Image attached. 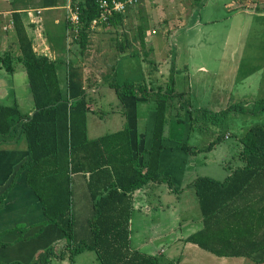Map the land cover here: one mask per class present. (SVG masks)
<instances>
[{
    "label": "trees",
    "instance_id": "obj_1",
    "mask_svg": "<svg viewBox=\"0 0 264 264\" xmlns=\"http://www.w3.org/2000/svg\"><path fill=\"white\" fill-rule=\"evenodd\" d=\"M60 1L65 0H42V4L55 5ZM99 1L71 0L79 16L76 43L79 56L90 46L91 22L99 16ZM133 7L124 13H114L101 27L121 26L124 15ZM12 20L20 54L14 57L11 53L0 52V71L12 74L15 60L24 66L34 110L31 115H23L16 107L0 106V134L8 135L20 122L28 154L14 177L26 174L27 185L42 206L46 224L57 227L66 240L64 250L47 248L30 264H49L52 258L62 261L66 251L69 264H74V257L84 251L94 252L100 264H159L158 256L133 250L130 246V194L150 182H168L170 186L169 178L159 172L160 155L167 139V114L173 108L172 99L177 98L179 102L185 101V109L191 117L193 110L185 100L186 95L174 92L172 82L155 87L156 90L139 82L111 83L109 87L121 96L154 102L155 119L149 146L134 157L127 127L97 140L89 139L87 115L92 110L84 87L82 67L75 61L78 55L66 63L67 82L62 90L56 61L34 52L18 12L12 13ZM143 31L142 26L136 31L141 42ZM152 31L155 33L151 34L155 35L156 31ZM180 108L184 107L180 105ZM234 108L244 111L240 105L229 106L216 113L204 109L196 111L208 116L212 124H218L221 115L234 111ZM254 109L264 111V99L256 102ZM189 129L193 127L190 125ZM220 139L221 136L217 142ZM217 142L208 149L214 148ZM239 142L238 159L242 165L232 170L227 178L218 181L199 176L192 182L202 228L183 242L220 258H247L253 261L252 264H264V126L249 128L239 137ZM178 143V147L187 154L200 153L190 148L188 141L178 140ZM73 175H87V192L92 208L88 221L90 237L77 243L73 238L71 213ZM5 195L0 197V201Z\"/></svg>",
    "mask_w": 264,
    "mask_h": 264
},
{
    "label": "rangeland",
    "instance_id": "obj_2",
    "mask_svg": "<svg viewBox=\"0 0 264 264\" xmlns=\"http://www.w3.org/2000/svg\"><path fill=\"white\" fill-rule=\"evenodd\" d=\"M9 1L0 0V36L4 34L2 31L3 26L7 24L3 12L6 8H10ZM38 1L30 0L28 2L38 3ZM64 2L69 4L68 0ZM165 2L160 1L157 6L158 10L164 12L169 19H172L171 15L173 11H176L173 7L181 3L178 7H183L185 14L188 12L189 15V10L191 12L190 16L187 15L183 20L187 26L195 23L196 25L198 23L202 24V33L193 40L191 47H189L187 41L189 36L186 27L169 26L170 31L165 32L159 27L160 25L154 23V18H150L151 14L148 15V18L142 14L137 16L138 19H136L137 21H135L132 28L127 25L121 28L116 24L117 26L111 25L106 26V28H103L105 27L103 26L91 30L89 34L90 46L88 48L90 51L79 56V47L76 44L78 37L73 33L69 23L70 11L68 7H66L67 10L64 15V25L68 38L67 43L70 46V54L78 55L82 61L85 58L89 62L87 87L92 88L96 84V81L93 80L94 78L96 80L97 77L95 76L103 73L99 90L95 93H88L87 96L92 110L87 115L88 136L92 140L97 136L121 130L125 115H128L127 109L121 105V94L116 93L114 89L109 87V84L121 85L126 81H131L144 83L147 88L152 87L155 89L156 86L163 87L172 82L170 75L161 77L159 72H156L155 66L166 67V63L162 60L164 58L161 55H157L147 46H144L142 51L137 50L136 44L139 43L137 40L130 43L128 32L136 34L139 24L144 28V31L154 26L160 28V33L155 37H151V39H154L155 43H159L167 52L170 50L168 52L170 56L177 54L182 62L188 59V55L191 54L189 49H200L205 51L208 56L204 58L205 67L209 72L207 75L200 71L203 69L201 66L197 68L198 72H192L196 67V64L192 63L189 70H187L188 72H186L193 77L192 81L184 75V71L175 73L173 78L175 79L176 89H187L185 87L190 82L199 83L198 85L203 83L209 85L210 95L204 99L209 101L195 103L192 107V120L189 121L185 101L179 102L177 98L172 99L174 100L172 101L173 108L168 111V122L165 129L167 139L181 142L188 141L190 148L200 153L195 154L196 157L194 158L188 157L189 161H186L188 165L185 166L186 169L181 176V172L178 170L179 162L175 160L173 173L183 181L178 185V182L174 180L175 176L168 174L171 177L169 181H172L170 186L173 191L175 189L174 192L169 191L168 182L149 190L147 194L148 202L152 206H158V203L163 206L164 212L160 220L157 217L158 215H154L151 219L143 221L140 220L142 216L140 211L135 209L132 212L131 248L135 250L137 241L142 242L152 236L147 226L151 225L154 228L158 220L163 232V239L157 242V245L161 244L158 246V251L162 249V252L157 255L160 260L159 264H177V255L173 256L174 259L170 258V254L174 249V238L176 236H189L199 227V224H202L197 197L191 186L193 179L198 176H206L222 181L231 170L239 165L238 153L241 150L239 137L253 126H264V111L257 112L254 109V104L264 99V0H165ZM13 7L21 6L16 4ZM62 14H64L63 11ZM54 29L56 32L59 31L58 27ZM99 33L105 35L100 42H103L107 49L100 60L99 57L93 60L92 52L94 48H98V42H93L92 39L93 36L95 37ZM60 40L63 41V36ZM123 52H128V54L124 55ZM161 53H163V50H161ZM190 59L202 58H199L197 52H195ZM14 66L17 69L16 78L24 74L22 65L15 62ZM84 67L86 66L84 65ZM224 67L229 70L222 71ZM231 78L234 79L232 93L231 83H229ZM198 97L201 98L202 96L198 95ZM180 105L184 108L181 109ZM235 105H240L244 108V111H238L235 108L234 111H226L221 115L222 119L218 124H212L207 118L208 116L196 111L202 108L216 113ZM153 106V101H149L147 105L137 103L135 110L137 115L145 117L148 112L153 111ZM143 112L146 114H143ZM187 125L193 127V129L188 130L190 133L189 139L185 138ZM219 136H221V139L217 142ZM215 142L217 143L214 148L208 149ZM183 165L182 163L181 166ZM81 180L80 176H76L72 184L71 213L74 221L73 238L75 243L84 239L88 240L90 237L88 221L92 216V208L87 190L85 187L80 188L79 186ZM180 249L178 253H180ZM139 251L148 253L144 248L139 249ZM93 256L92 252H86L84 255L78 256L74 264H95ZM185 257L197 260V262L190 264H209L201 261L200 259H203V257L196 256L193 252H185ZM216 263L212 262V264ZM51 264H69V261L68 259L62 262L57 260ZM225 264L231 263L227 262Z\"/></svg>",
    "mask_w": 264,
    "mask_h": 264
},
{
    "label": "crops",
    "instance_id": "obj_3",
    "mask_svg": "<svg viewBox=\"0 0 264 264\" xmlns=\"http://www.w3.org/2000/svg\"><path fill=\"white\" fill-rule=\"evenodd\" d=\"M28 1L10 0L8 2L10 8H6L3 12V17L6 18L7 24L4 25L2 28L4 34L0 36V52L11 53L14 57H18L20 54L12 20V13L18 12L25 26L26 33L31 41L34 52H36V54L38 55L47 56L51 60L56 61L57 76L59 78L60 87L62 88V90H64L66 88L68 72L66 63L68 59H73L75 56L70 54V46L67 43L68 38L66 36L64 25V15L67 10L66 7H68L69 4L60 1L55 5L45 6L42 4V0H39L38 3H31ZM68 1H70L71 3V0ZM160 1L166 3L165 0H142L140 5L131 8L124 15L121 28L126 25L132 28V26H134L135 24V21H137L136 19H138L137 16L144 14L148 18V15L151 14L150 18H154V23L160 25L159 27L162 28V30L165 32L170 31L169 26L177 28L186 27L189 36L187 41L189 47H191V43L193 42V40L198 38L199 34L202 33V24L198 23L196 25L195 23L193 25L187 26V24L183 20L188 15V12L187 14H185L184 8L178 7L181 5V3H178V5L176 4V6L173 7V9L176 11H173L171 15L172 19H169L168 16H165L164 12H160L158 10L157 3H160ZM16 4H20L21 7H13ZM31 6L33 7L31 8ZM180 9L181 11H179ZM62 11L64 14L61 15ZM189 13L191 14L190 10ZM190 14L188 16H190ZM140 26L141 24H139L137 28ZM57 27L59 28L58 32H56L54 29ZM160 28L154 26L150 29H147L146 31H143L142 42L140 41L139 33L135 32L136 34H130L128 32V38L130 37L129 41L131 43V41L137 40V42L139 43L136 44V48L139 51L142 50L144 46H147L157 55H161L164 58L162 60L164 63H166V67L162 68V66H155L156 72H159V75L161 77H163L164 75H170V77L172 78V89L176 93H184V95H186L185 100L189 101V106L191 107V109L195 103L198 104L202 101L208 102L209 100L204 99H206L207 96L210 95L209 93L211 92V89L209 88V85L207 86L204 83L202 85H198L199 83L195 84L190 82L185 87L187 89H176L175 79L173 78V75L175 73H180L181 71H184V75L190 81H192L193 77L190 74L186 73L188 72L187 70H189V66L192 63L196 64V67H194L195 71L192 70V72H198L197 68L201 66L203 67V69H201L200 71L207 75L209 72L206 69L204 63V58L208 57L206 52L201 51L200 49H189V51H191V54L188 55V59H185L183 62L177 54H172L170 56V53H168L170 50H168L167 52L165 48H163L159 43H155L154 39H151V37H155L160 33ZM152 30L156 31L155 35L151 34ZM61 36H63V41L60 40ZM104 37L105 35L101 33L97 34L95 37L93 36V42H98V48H94L92 52L93 60H96L98 57L100 60V58L104 54V51L107 49L103 42H100L104 39ZM161 50H163V53H161ZM89 51L90 50L88 49L86 52L89 53ZM195 52H197L198 57L202 59L191 60L190 57ZM123 54L126 55L128 54V52H123ZM63 61L65 62V64H63ZM75 61L82 67L84 87L87 89V94L95 93L96 91H98L99 86L102 82L101 78L103 73L96 75V80L95 78L93 79L94 81H96V84L92 88H88L86 85V80L88 79L89 62L85 58H83L82 61L79 56H76ZM15 62L19 65H22L18 60H15L14 63ZM84 65L86 67H84ZM16 70L17 69L14 66V71L12 74L7 73L4 70L0 71V106L9 108L16 107L21 114L31 115L34 110V106L33 98L29 88L27 74L23 66L24 74L16 78ZM228 70V68L224 67L222 71ZM24 75L26 76V78ZM204 77L206 79L205 75ZM233 82L234 79L231 78L229 82L231 83V93L233 89ZM156 87L162 86L159 85ZM198 95H201L202 99L199 98ZM121 98V105L127 109L128 114L125 115V120H123L124 123L122 125L121 130H123L125 127L128 128L132 154L134 157H137V155L142 154L144 150L149 146L152 135V129L154 126L155 114L153 111H150L147 114L143 112V114H146L145 117L141 115L139 116L137 115V112L135 110L136 104L144 103L145 105H147L148 102L144 100H138L135 97L122 96ZM197 110L203 109L201 108ZM187 115V118L190 121L191 117L188 113ZM20 125L21 124L18 121L16 128H14V130L11 131L8 135L4 136L0 134V197L4 193L6 194L4 199L0 201V262H20L22 264H30L31 262L37 260L38 254H40L47 248L54 247L58 251L64 250L66 246V240L63 232H61L57 227L50 224H46V219L43 214L42 206L37 200L35 194L27 185L26 174H20L16 178L14 177L15 174L18 172L20 166L25 161L28 154L26 139L19 127ZM187 126L185 138L189 139V125ZM121 130L97 136L93 140H97L106 135L117 133ZM87 133H89L88 125ZM164 146L165 149L161 152L160 155L159 172L163 176L170 179L171 177L168 174L174 175L173 169L174 162L176 160L179 162L178 170L181 172V176L186 169L185 166L188 165V163H186V161H189L188 157L194 158L196 157V155H190L183 152V150L178 147V140H172L170 138L165 139ZM182 163L184 164L183 166H181ZM241 165L242 162L239 161V165L237 167ZM231 172L225 178H227L231 174ZM76 176H80L82 179L79 183L80 188L85 187V189L87 190V175H73L72 184L73 179ZM195 178L193 179V181L195 180ZM174 180L178 182V185H180V183H182L183 181L179 178L178 175L174 177ZM171 183L172 181L170 180V184ZM161 185L165 184H157L150 182L144 187L137 189L130 194L132 198V212L135 209L137 211H140L142 213L140 220L146 221L147 219H151L154 215H158V219H161L164 212L162 204L158 203V206H152V204L149 203L147 200V194L149 193V190L153 189V187L157 188V186ZM167 187L170 192L173 191L172 187L168 184ZM132 221L133 218L131 215L129 226L130 229L132 227ZM198 226L199 227L195 229L194 232L202 228V224H199ZM147 227L149 228L150 234L152 236H150L149 239L145 241H137L135 250L139 251V249L144 248V250L148 252L146 254L157 256L159 253L162 252V249L158 251V246H160L161 244L157 245V242L163 239V232L161 229L160 222L157 220L154 228L151 225ZM151 230L153 231L151 232ZM186 237L176 236L174 238V249L172 254H170V258L174 259L173 256L177 255V264H190L197 262V260L185 257V252H193L196 256L203 257V259H200L201 261L207 262L209 264H212V262H217L216 264H225L227 262L231 264L237 262L241 264H252L253 262L247 258L217 257L211 253L200 249L196 245L183 242ZM179 248H181L180 253H178ZM86 252L92 251H84L83 253L76 255L74 257V262L78 258V256L84 255ZM92 253L94 254V263L100 264L97 259V255L94 252ZM68 255L69 253L66 251V255L62 261H67ZM55 261H57V259L52 258L49 264Z\"/></svg>",
    "mask_w": 264,
    "mask_h": 264
},
{
    "label": "built area",
    "instance_id": "obj_4",
    "mask_svg": "<svg viewBox=\"0 0 264 264\" xmlns=\"http://www.w3.org/2000/svg\"><path fill=\"white\" fill-rule=\"evenodd\" d=\"M141 0H101L99 1V16L92 20L91 29H98L101 25L107 23L110 16L114 13H124L130 7L136 6ZM69 13V23L72 26L73 33L77 35L79 28V16L77 11L72 7L70 1L68 5ZM155 32L152 31V34Z\"/></svg>",
    "mask_w": 264,
    "mask_h": 264
}]
</instances>
